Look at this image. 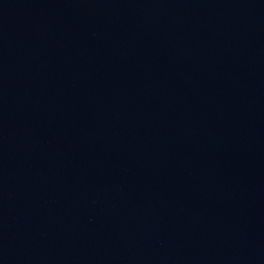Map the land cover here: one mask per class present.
I'll return each instance as SVG.
<instances>
[{"label":"water","instance_id":"water-1","mask_svg":"<svg viewBox=\"0 0 264 264\" xmlns=\"http://www.w3.org/2000/svg\"><path fill=\"white\" fill-rule=\"evenodd\" d=\"M0 264H264V0H0Z\"/></svg>","mask_w":264,"mask_h":264}]
</instances>
